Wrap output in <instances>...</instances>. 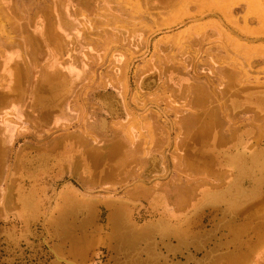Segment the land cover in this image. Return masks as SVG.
Masks as SVG:
<instances>
[{
  "label": "rangeland",
  "instance_id": "obj_1",
  "mask_svg": "<svg viewBox=\"0 0 264 264\" xmlns=\"http://www.w3.org/2000/svg\"><path fill=\"white\" fill-rule=\"evenodd\" d=\"M263 44L264 0H0V264H264Z\"/></svg>",
  "mask_w": 264,
  "mask_h": 264
},
{
  "label": "bare ground",
  "instance_id": "obj_2",
  "mask_svg": "<svg viewBox=\"0 0 264 264\" xmlns=\"http://www.w3.org/2000/svg\"><path fill=\"white\" fill-rule=\"evenodd\" d=\"M0 130H1V129H0ZM237 151H238V150H237ZM236 153H237V152H236ZM241 153H242V152H241ZM241 153H240V156L243 155V154H241ZM237 154H238V153H237ZM235 155H236V154H235ZM228 156H229V155H228ZM258 156H259V155H258ZM258 156L256 157L257 159L259 158ZM235 157H237V155H236ZM238 157H239V156H238ZM225 158H226V156H225ZM227 158H228V157H227ZM232 158H233L232 160H235V159H236V158L234 159V157H232ZM228 159H229V158H228ZM244 159H245V158H244ZM230 160H231V159H230ZM237 161H238L237 163H236V161L234 162V163H235L234 165L237 166V167H240V169H242L243 166L241 167L240 165H242L243 161H245V160H243V158H242V159L238 158ZM254 161H255V157H250L249 160L246 161L247 163L244 162V168H243V169H247V170H246V171H244V170H239V171H238V173H239L238 175H239L240 177H241V175L244 176V175L246 174L247 171H249V172L251 171V172H250L251 174H252V173H255V172H254V168H255V170H256L258 166H257V163H254ZM257 161H258V160H257ZM230 162H233V161H230ZM240 163H241V164H240ZM232 164H233V163H232ZM236 164H237V165H236ZM238 164H239V166H238ZM245 164H247V165H246L247 168H245V167H246ZM259 165H261V164H259ZM256 166H257V167H256ZM238 169H239V168H238ZM238 169H236V170H238ZM248 169H249V170H248ZM259 169H261V168H259ZM257 170H258V169H257ZM257 170H256V171H257ZM240 171H241V172H240ZM263 172H264V171H263ZM250 173L248 174V172H247V174H246L245 176H247L249 179H253V181L255 182V181L257 180V179L254 180V178H257V177H254V175H255L256 173H255V174H252V175H250ZM261 173H262V172H261ZM240 174H241V175H240ZM257 174H258V173H257ZM259 174H260V172H259ZM261 175L264 176L263 174H261ZM257 176H258V175H257ZM236 177H237V176H236ZM240 177H238V178H240ZM260 177H261V176H260ZM260 177L258 178V180H260ZM261 178H263V177H261ZM234 179H235V178H234ZM242 179H243V178H242ZM245 179H246V178H245ZM263 179H264V178H263ZM263 179H261V180H263ZM235 180L237 181V178H236ZM235 180H234V181H235ZM236 181L233 182V183L235 184ZM243 181H244V180H243ZM243 181H242V182H243ZM253 181H252V183L255 184ZM238 182H239V183H238ZM238 182H237V183H238L239 186L237 187V185L235 184L236 186L234 185V187H237V189H239V187H240V189H241V186H240V182H241V181H238ZM242 182H241V183H242ZM249 182H250V181H249ZM257 182H259V181H257ZM263 183H264V182H263ZM253 184H252V185H253ZM259 184H260V183H259ZM261 184H262V183H261ZM241 185H242V184H241ZM252 185H251V186H252ZM251 186H250V187H251ZM255 186H256V185H255ZM259 186H260V185H259ZM230 187H231V186H230ZM244 187H245V186H244ZM256 187H258V186H256ZM252 188H254V187H252ZM248 189H249V188H248ZM234 191H236V190H234ZM240 191H241V190H240ZM244 191H245V192H243V194L248 193V195H249V193H254V192H255V191L252 192V189H251V190H247V189H245ZM258 191H259V190H258ZM258 191H256V192H258ZM228 192H229V191H228ZM231 192H232V188H231V190H230V195H231L232 193H233V195H234V193H235V195H236V192H237V191H236V192H232V193H231ZM225 193H227V192H225ZM225 193H223V194H225ZM218 194H219V193H218ZM238 194H239L238 196H228V197H226V195H225V196L222 198V200H223L222 203H220V204L223 205V204L225 203L224 201H226V203H225L226 205H227V203H229L228 206H227V207H228V210H229V208H231V207H232L231 209L233 210V206H234V207H235V206H239V204L242 203V201L244 200V199H242L243 197L240 198V195L243 196L242 193L238 191ZM254 194H255V193H254ZM214 195H215V194H214ZM220 195H221V194H220ZM220 195H218V196H220ZM248 195H247V197H248ZM222 196H223V195H221V197H222ZM245 196H246V195H245ZM245 196H244V197H245ZM254 196H255V195H254ZM215 197H216V196H215ZM252 197H253V196H250L249 198H252ZM213 198H214V196H213ZM217 198H218V197H217ZM219 198H220V197H219ZM218 200H219V199H218ZM218 200H217V202H216L215 200H214V201H215L216 203H219ZM248 200H249V199H248ZM219 201H220V200H219ZM245 201H246V199H245ZM209 203H210V202H209ZM243 203H244V202H243ZM225 204H224V205H225ZM230 204H231V205H230ZM241 206H242V204H241ZM227 207H226V208H227ZM238 208H239V207H238ZM232 210H231V211H232ZM234 210H235V208H234ZM229 211H230V210H229ZM229 211H228V212H229ZM231 211H230V213H231ZM230 213H229V215H230ZM232 213H234V211H233ZM227 214H228V213H227ZM34 215H35V214H34ZM230 219H233V218H230ZM126 222H127V221H126ZM228 222H229V221H228ZM128 225H129V224H128ZM119 226H120V225H119ZM131 228H132V227H131ZM231 228H232V227H231ZM178 231H179V230H178ZM64 233H65V232H64ZM176 233H177V232H176ZM178 233H179V232H178ZM187 233H188V232H187ZM124 234H125V233H124ZM130 234H131V233H130ZM149 236H150V235H149ZM120 237H121V236H120ZM128 237L130 238V237H132V235H131V236L129 235ZM145 238H146V236H145ZM124 239H125V238H124ZM198 239H199V238H198ZM198 239H197V240H198ZM125 240H126V239H125ZM180 240H182V239H180ZM123 241H124V240H123ZM123 241H122V242H123ZM138 241H139V240H138ZM141 241H142V240H141ZM182 241H183V240H182ZM118 242L121 243L120 240H118ZM128 242H129V240H128ZM123 243H124V242H123ZM141 243H142V242H141ZM118 244H119V243H118ZM135 244H136V243H135ZM138 244H139V243H138ZM138 244H136V245H138ZM136 245H135V246H136ZM140 245H141V244H140ZM140 245H139V246H140ZM142 245H143V244H142ZM116 246H117V245H116ZM120 246H122V245H120ZM144 246H145V245H144ZM133 247H134V246H133ZM125 248H126V247H125ZM131 248H132V247H131ZM136 248H137V246H136ZM136 248H133V249H136ZM118 249H119V247H118ZM126 249H127V248H126ZM126 249H123L122 251H124V250H126ZM140 249H141V248H140ZM143 249H144V248H143ZM130 250H131V249H130ZM130 250L127 249V251H130ZM130 252H132V251H130ZM139 252H140V251H139ZM139 252H138V253H139ZM143 252H144V251H143ZM152 252H153V251H152ZM124 253H127V252L125 251ZM136 253H137V252H136ZM127 255H129V254H127ZM130 255H131V254H130ZM132 255H133V254H132ZM132 255H131V256H132ZM146 255H147V254H146ZM136 256H137V255H136ZM149 257H150V256H149ZM126 259H127V258H126ZM130 259H131V257H130ZM130 259H129V260H130ZM135 259H136V258H135ZM135 259H133V261H135ZM147 259H148V256H147ZM127 261H128V259H127Z\"/></svg>",
  "mask_w": 264,
  "mask_h": 264
},
{
  "label": "crops",
  "instance_id": "obj_3",
  "mask_svg": "<svg viewBox=\"0 0 264 264\" xmlns=\"http://www.w3.org/2000/svg\"><path fill=\"white\" fill-rule=\"evenodd\" d=\"M197 24H199V23H197ZM184 33H186V32H185V31L182 32V36L184 35ZM178 35H179V34H178ZM178 35L176 36V40H177L176 42H177V43H179V42L181 41L180 39L178 40V38H177ZM182 36H181V37H182ZM226 39H228L229 42H233V43L236 44V45L244 44V43L238 42L236 39L232 38V37H231L230 35H228V34H226ZM237 43H240V44H237ZM245 44H246V43H245ZM263 45H264V44H263ZM242 47H245V48L249 49L250 51H254V50L257 49V48H258V49H264V47H262V46H261V47H257V48H255V47H250V46H248V45H247V46H242ZM258 49H257V50H258Z\"/></svg>",
  "mask_w": 264,
  "mask_h": 264
}]
</instances>
